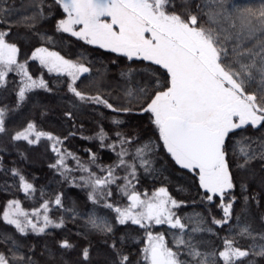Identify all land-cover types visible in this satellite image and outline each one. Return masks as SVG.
<instances>
[{
  "label": "trees",
  "instance_id": "1",
  "mask_svg": "<svg viewBox=\"0 0 264 264\" xmlns=\"http://www.w3.org/2000/svg\"><path fill=\"white\" fill-rule=\"evenodd\" d=\"M203 3L206 0H174L176 7L170 6V10L185 19L191 11L198 16L199 25L208 27L207 16L195 6ZM261 3L264 0H216L212 7L221 13V25L227 28L231 21L225 22L226 17L235 18L247 9L258 11ZM64 17L54 0H44L39 6L34 5L33 0H0V31L8 32L6 41L18 48L17 62L24 64L28 75L34 80H43L46 85L26 91L24 100L20 101L18 93L25 77L14 66L0 86V109L5 112V132L0 133V253H4L11 264H114V261L119 264L111 247L115 243L116 249L128 257V264H145L142 250L150 232L153 236L163 235L166 246L179 251L180 259L186 264L191 259L187 253L192 249L201 252V258L206 256L209 264L212 261L223 264L219 252L224 250L225 241H232L233 247L249 252L238 264H264V257L254 254L264 246V240L260 239L264 235V160L257 157L241 168L238 165L243 163V157L238 148L233 152L237 141L248 143L245 137L264 140V127L253 129L249 125L230 133L226 139L234 187L225 193L224 203L232 202L233 207L227 223H223L220 197L214 196L211 202L207 200L197 175L175 163L159 140L150 114L140 112L147 101L141 99L143 93L139 89L150 85L148 94L153 95L156 87V77L144 69L157 66L145 61H128L68 33L58 32L56 24ZM255 43V40L246 41L241 50L252 48ZM40 47L89 68L87 73L79 74L73 85L85 97L100 96L115 108L131 111H113L105 104L78 99L68 90L72 83L70 76L49 72L39 60L31 59L33 51ZM241 58L247 61V57ZM255 90V86L246 88L248 93ZM29 123L35 125L36 131L51 134L59 143L46 137L33 145L13 140L12 137ZM146 143H150L151 151L143 158L150 163L142 165L139 158H134V153ZM53 145L59 155L52 150ZM253 148L257 153L260 151L255 144ZM123 150H126L125 163L118 167L119 153ZM61 156L78 173L64 175L59 166H50ZM13 169L18 175H12ZM109 169L113 170L114 182L105 187V192L98 193L100 187L94 191L92 181L107 177ZM133 170L134 177L130 175ZM20 176L33 186L27 194L20 187ZM84 178L89 179L87 184ZM160 188L177 202L178 206L171 211L185 225L183 232L166 223L147 228L130 221L124 225L118 223L113 209L126 208L128 194L136 192L145 199ZM90 194L95 203L89 200ZM58 196L60 205L55 203ZM12 200L19 201L21 209L29 215L39 211V216H44L42 205L47 203L49 219L53 223L62 222V227L49 226L39 235L31 230L26 235L19 234L2 220V213ZM107 204H112L113 208L106 207ZM91 220L100 227H93ZM213 220L221 223L215 224ZM38 224H43V217ZM105 226H110L112 231L102 230ZM245 228L252 235L244 234ZM179 239L185 244L177 249ZM63 240L74 247L60 248ZM85 248L89 251L87 261L82 257ZM13 255L24 259H12Z\"/></svg>",
  "mask_w": 264,
  "mask_h": 264
},
{
  "label": "snow or ice",
  "instance_id": "2",
  "mask_svg": "<svg viewBox=\"0 0 264 264\" xmlns=\"http://www.w3.org/2000/svg\"><path fill=\"white\" fill-rule=\"evenodd\" d=\"M33 3L36 6L43 5L44 0H33ZM215 3L216 0H206V3L195 5L208 18V27H204L198 24V16L191 11L187 12L185 19L178 12L170 10V6L176 7L174 0H54V5L65 15L56 24L58 32L68 33L86 44L124 57L128 61H145L157 66L144 69L149 75L156 77V87L153 95L148 94L150 85L139 89L143 93L141 99L147 101L140 112L150 114L151 123L159 133V140L175 163L190 172L198 170L199 186L207 194V200L211 202L214 196L220 197L225 217L223 223H227L233 204H225L224 197L226 192L233 189L234 184L227 160L226 139L230 133L249 125L253 129L264 127V3H261L258 11L247 9L235 18L226 17L225 22L231 21L227 28L221 25V13L212 7ZM7 35L8 32L0 31V86L7 73L13 71L15 66L25 77L18 93L19 100L23 101L26 91L45 88L46 85L43 80H34L28 75L24 64L17 62L18 48L6 41ZM252 40L256 41L252 48L241 50L246 41ZM241 57H247V61ZM31 59L39 60L49 72L70 76L72 83L68 85V90L78 99L105 104L113 111H131L129 108H115L100 96L85 97L77 91L73 85L79 74L89 71L82 64L72 63L43 47L33 51ZM250 86H255L256 89L252 93L246 91ZM4 117L5 112L0 109V133L5 132ZM33 136L35 139L30 138ZM42 137L59 143L51 134L36 131L32 123L23 131L17 132L12 139L24 140L33 145ZM244 139L248 143L237 141L233 146V152L238 148L239 155L243 157V163L238 165L241 168L257 157L264 160V140L256 141L248 137ZM123 143L125 141L122 139L121 144ZM254 144L260 149L258 153L253 148ZM52 150L59 155L55 145ZM150 151L151 145L146 143L136 148L134 158H139L142 165H148L150 161L143 157ZM125 154L126 150L119 153L118 167L125 163ZM62 164L61 156L56 164L50 166ZM12 175H18L15 169ZM130 175L134 177L135 171ZM19 179L21 189L26 194L29 193L33 186L23 176ZM113 182V170L109 169L107 177L92 181L93 190ZM126 188L127 185L124 190ZM88 198L96 202L91 194ZM127 199L129 205L126 208L113 209L117 213L119 224L124 225L130 221L133 225L147 228L152 224L166 223L173 229L184 231L185 225L171 211L178 206L177 202L169 198L164 188L154 192L150 198L141 199L138 193L132 192L127 195ZM55 203L61 204L59 196ZM106 207L113 208V205L107 204ZM42 208L45 213L42 226L29 218V214L21 209L17 200L8 202L2 213V220L21 235H26L29 228L39 235L49 226L62 227V222L53 223L49 219L47 203ZM39 215V211L32 213V216ZM90 222L93 227H100L95 220ZM213 223L220 224L221 221L213 220ZM102 230L112 231L110 226H105ZM243 232L252 235L248 228ZM260 239L264 240V235ZM147 241L142 250L145 264H186L180 259L179 251L166 246L163 235L153 236L149 232ZM184 244L179 239L176 241V248L179 249ZM59 247L72 249L74 245L63 240ZM111 247L119 264H128V257L116 249L115 243ZM188 247L191 248V245ZM254 254L264 257V246ZM202 255L192 249L187 253L191 258L187 264H209L207 257L201 258ZM248 255V251L233 247L232 241H225L224 250L219 252L223 264H238L241 258ZM82 257L85 261L89 259L87 248L82 251ZM12 259L23 260L24 257L13 255ZM0 264H11L4 253H0ZM211 264H215V261Z\"/></svg>",
  "mask_w": 264,
  "mask_h": 264
},
{
  "label": "rangeland",
  "instance_id": "3",
  "mask_svg": "<svg viewBox=\"0 0 264 264\" xmlns=\"http://www.w3.org/2000/svg\"><path fill=\"white\" fill-rule=\"evenodd\" d=\"M65 18V17H64ZM77 27H79V26H77ZM76 38V37H75ZM83 41V40H82ZM84 42V41H83ZM93 46V45H92ZM65 159L63 158V164L62 165H58L59 166V170H60V172L62 173V174H64V175H69V174H74V172L75 173H78L77 172V170L74 168V166H69L65 161H64ZM179 166V165H178ZM180 167V166H179ZM186 170H188V169H186ZM193 173H195L196 175H197V179H198V170H196L195 172H193ZM74 177V176H73ZM102 179V178H101ZM86 181H87V183L89 182V179L88 178H84L83 179V182H85L86 183ZM86 183V184H87ZM198 183H199V179H198ZM108 185V184H107ZM107 185H105V186H102V187H100L99 189H98V193H102V192H105V190H107V188H105ZM103 188V189H102ZM203 190V189H202ZM229 191H231V190H229ZM228 191V192H229ZM228 192H226V193H228ZM142 199V198H141ZM128 203H129V201H128ZM222 208V207H221ZM222 212H223V209H222ZM224 214V213H223ZM43 216H32V214L31 215H29V218L30 219H32V221L34 222V223H37L38 224V222L41 220V218H42ZM20 219L21 220H23V217H20ZM43 224H38V226H42ZM28 230H31L30 228L28 229ZM27 230V231H28ZM147 242L148 241H146L145 242V245H144V247H143V249L145 248V246L147 245Z\"/></svg>",
  "mask_w": 264,
  "mask_h": 264
}]
</instances>
